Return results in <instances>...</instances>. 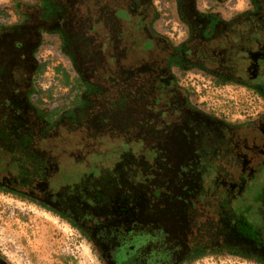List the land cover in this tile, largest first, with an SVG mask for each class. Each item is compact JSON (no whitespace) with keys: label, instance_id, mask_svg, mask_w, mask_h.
<instances>
[{"label":"rangeland","instance_id":"rangeland-1","mask_svg":"<svg viewBox=\"0 0 264 264\" xmlns=\"http://www.w3.org/2000/svg\"><path fill=\"white\" fill-rule=\"evenodd\" d=\"M15 2L16 0H0V5L8 7L4 12L13 20L19 16V8H16ZM153 4L158 14L151 31L158 40L150 45L147 42L143 46L139 42L143 40L144 33L138 27L130 25L136 12L131 0H72L65 26L67 39L54 49L45 44L39 46L36 54L41 62L34 82L40 88L43 101L48 104L53 99L65 103L76 100L78 91L74 89V85L78 82L77 77L83 83L84 93L81 95L78 111L73 116L63 115L58 120L67 125L78 124L83 120L87 135L81 125L78 132L64 133L60 130L57 135L69 138L73 136V142L77 139L79 142L81 136L87 139L105 137L108 142L102 154L110 152L112 144L119 147L121 144L123 154L132 156L131 159H140L139 162L143 160L146 164L145 160L151 152L160 151L162 140L171 138L174 132H178L180 142L176 145L169 144L176 147V164L179 162L182 165L185 160L195 157L197 149L193 141L199 138L196 129L199 123L188 122L183 118L179 125L171 122L169 112L178 111L174 107L181 102L183 95L182 90H176L173 84L187 89L194 103L227 122L241 121L249 114L255 115L262 109V101L251 90L240 85L216 84L209 76L191 71L179 73L175 83L169 85L170 90L159 89L161 86L155 85L150 76L161 71L160 60L167 53V41L176 45L186 38V32L183 28L185 24L179 18L176 0H153ZM249 6V0H193L192 6L185 8L192 13L211 11L226 22ZM127 15L130 16L129 20ZM103 30L112 34L110 41L106 42V48L103 47L105 42H100L101 35L98 36L99 31ZM118 34L123 36L122 41L124 38L138 41L131 48L124 47L119 43L121 39L119 42L117 40ZM234 35L235 32L227 30L226 34L207 48V54L215 52L217 55V58L208 60L210 68L223 67L224 70H229L235 67L237 56L232 43ZM200 44L199 39L193 42L194 46ZM102 47L105 51L101 50ZM120 67L121 70L136 67L137 76L128 75L130 77L127 78V83L105 86L103 75L111 82L112 79H119L123 75ZM102 71L105 73L102 74ZM70 110L71 108L65 113ZM76 115L78 118L75 120ZM34 118V113L27 109L19 120L33 123ZM199 140L201 145L205 138ZM125 145H131L135 149H124ZM144 150L146 152H142ZM162 157L168 159L164 163L168 164L166 168L169 169L160 170V178H163V172L166 178L173 173L174 168L169 162L170 154H163ZM207 165L206 160L194 161L190 174L193 177L206 174L209 170ZM0 255L9 264H101L91 244L66 220L16 195L1 191ZM184 264L259 263L237 256L209 254Z\"/></svg>","mask_w":264,"mask_h":264},{"label":"trees","instance_id":"trees-1","mask_svg":"<svg viewBox=\"0 0 264 264\" xmlns=\"http://www.w3.org/2000/svg\"><path fill=\"white\" fill-rule=\"evenodd\" d=\"M49 4V0H40L36 5L43 10H41L42 17L54 15L61 21L66 20L67 15L64 13L61 15V11L59 14V10L52 8ZM34 5L29 0H16L15 2L16 8L28 9ZM249 5L247 10L237 12L232 22L234 26L241 29L234 37L237 60H235L233 69L224 70L223 67L212 69L208 66L209 59L202 61L200 65H192L186 69L180 61H172L169 63V67L172 65L176 67L177 76L189 69L204 76H211V80L216 84L227 82L240 84L241 71L247 62L252 61L251 52L253 49L240 47V43L235 41L244 38L247 40L246 43L254 48L260 41H264V0H249ZM6 8L8 7L0 5V31L11 25L10 16L4 12ZM19 11L21 16H26L22 10L19 9ZM199 16L205 19V27L202 32L205 37L214 34L215 25L223 22L211 11L199 12ZM181 17L183 19L182 15ZM181 17L179 18L181 19ZM184 24L183 28L186 32L187 26L186 23ZM243 27L245 30H242ZM65 32L66 30H56L41 35L40 42L33 53L36 72L41 62L36 54L39 46L45 44L54 49L56 45L62 44L67 39ZM99 32L100 42L102 44L104 41L103 47H105L112 34L106 30ZM117 37L119 42L123 36L118 34ZM119 43L124 47L131 48L134 42L124 38ZM103 47L101 50L105 51L106 47ZM117 64L119 67V63ZM135 68L128 67L121 70L120 67L119 70L123 75L119 79H112L111 82L106 75H103L102 81L105 86L111 87L118 85L119 82L127 83L129 81L127 78L130 77L128 75L137 76ZM104 73L105 71H102V74ZM109 77L112 76L109 75ZM79 79L77 77L78 82L74 85V89L78 91L76 100L69 103L55 99L50 104L44 102L40 88L35 82L33 83L29 95V107L34 113L35 118L32 121L34 124L25 121L21 132L6 129L4 134L10 137L4 138L3 142L0 140V191L16 195L66 220L72 227L80 231L96 254L101 252L96 230L104 217V210H128L131 208L130 200L141 202L142 204L138 206L140 210L148 206V204L145 205L146 202L153 203L158 199L193 203V196L196 200L210 201L215 206L216 212L213 219L215 220L214 233L217 236L222 232L225 233V228H227L230 240L226 244H221L219 240L213 241L211 252L237 256L264 264V194L242 189V187H233L225 178L226 176H223V173H220L214 165V158L206 140H209V126L212 119L216 118L215 114L194 103L190 99L187 89H181L173 84L176 90H182L183 95L181 102L175 104L174 107L181 111L169 112V115L172 116L171 122H176V125H179L182 118L188 122L196 121L199 123L196 126L199 139L204 137L205 141L201 142V149L196 157L191 158L190 163L185 160L182 165L178 164L179 162L176 164V158H178L174 151L176 147L170 144L178 143L177 136L179 134L174 132L173 137L162 140L159 146L160 151L148 153L149 157L145 160L146 166L143 160L139 162L140 159H131L132 156L123 154L121 144L120 147L112 144L111 151L102 154L106 150L104 147L108 142L105 137L87 139V137L81 136L80 141L77 142V139L75 141L77 143H75L73 136L69 138L57 135L60 130L64 133L78 132L80 125L87 135V128L83 120L78 124L71 125L58 120L63 115H75L74 111L70 114L69 112L75 108L77 112L80 108L79 102L84 93V87ZM177 79L175 78L173 83ZM253 82L264 88V75H260ZM70 108L71 110L65 113ZM183 113L186 115L184 116ZM77 118L76 115L75 120ZM217 119L221 120L222 118L217 117ZM16 133L17 135H15ZM123 147H125L124 149H135L131 145ZM163 154L171 155L169 162L174 168L173 173L166 178L164 172L161 173L163 178H160V170L169 169L166 168L168 164L164 163L168 162V159L162 157ZM205 160L209 170L206 174L193 177V174H190V170L193 169L191 164L194 161ZM183 176L185 177L183 178ZM239 181V177L235 176L233 182L239 183ZM185 185L188 188H185ZM207 189L209 190L207 191ZM199 190L200 192H198ZM190 195L191 198L184 199ZM202 249V246L196 248L187 255V258L192 257L193 259L204 255Z\"/></svg>","mask_w":264,"mask_h":264},{"label":"flooded vegetation","instance_id":"flooded-vegetation-1","mask_svg":"<svg viewBox=\"0 0 264 264\" xmlns=\"http://www.w3.org/2000/svg\"><path fill=\"white\" fill-rule=\"evenodd\" d=\"M37 1L34 6L22 10L26 16H21L19 11L18 18L15 20L10 18L11 25L0 31L1 142L4 138L10 137L4 134L6 129L22 131L25 120H19L21 114H24L27 109L33 112L29 107V95L36 72L34 50L43 33L65 30L69 7L72 4V0H49V5L58 9L59 14L61 11V15L63 13L67 15L66 20L61 21L59 17L52 14V17L50 15L42 17V9L36 6L40 0ZM176 1L180 17L183 16L181 19L187 26L186 38L176 45L167 41V53L163 60H160L161 71L150 76L155 81L154 84L160 85L159 89L164 91L170 90L169 85L178 78L176 67L174 65L169 67V63L180 61L186 69L192 65H200L207 59H215L217 58L215 52L207 54V48L220 36L226 34L227 30L235 34L241 30L232 24L235 17L233 16L229 21L215 25L214 34L205 37L202 35L205 27L204 17L199 16V11L192 13L185 8V6H192L193 0ZM131 4L136 8V12L134 21L130 25L138 27L141 33H144V38L139 44L143 43L144 46L147 42L149 45L151 42H156L157 36L155 37L151 31L152 23L158 14L153 0H131ZM127 16L129 20L130 16ZM242 30H245L244 27ZM234 37L235 35L233 39L231 38L233 44ZM195 39H199L201 44L194 46ZM136 41L138 39L132 42ZM235 42L240 43V47L251 48L253 51L251 52L252 61L247 62L241 71L240 84H231L240 85L255 93L262 101V109L255 115L249 114L243 120L236 122H227L223 118L219 120L217 115H214L216 118L210 122L209 143L207 141L206 144L213 155L214 165L220 173H223V176H226L225 178L233 187H242V189L264 194V88L253 82L260 75H264V41H260L255 48L247 44L244 38ZM234 45L236 53V44ZM188 71L194 72L189 69L185 72ZM73 111L76 112V108L69 114L74 113ZM198 139L193 141L197 149L195 157L201 149ZM186 161L190 163L192 159ZM235 176L239 177V183L233 182ZM184 187L188 188L186 185ZM187 198H191V195L184 199ZM194 198L192 196L193 203L158 199L153 203L146 202L145 205L148 204V206L143 210L138 209L141 202L130 200L131 208L128 210H104V217L96 230L101 247V252L96 254L99 262L101 264H184L209 254L217 255L210 251L212 242L219 240L221 244L228 243L230 238L227 228L225 233L222 232L223 234L220 233L217 236L214 233L215 220L213 219L216 212L215 206L210 201ZM200 246L203 248L204 255L193 259L187 258L188 254ZM0 264L9 263L0 255Z\"/></svg>","mask_w":264,"mask_h":264}]
</instances>
